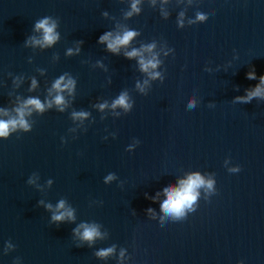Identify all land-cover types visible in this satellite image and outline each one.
Returning <instances> with one entry per match:
<instances>
[{"label": "clouds", "instance_id": "1", "mask_svg": "<svg viewBox=\"0 0 264 264\" xmlns=\"http://www.w3.org/2000/svg\"><path fill=\"white\" fill-rule=\"evenodd\" d=\"M137 2L133 3L132 5V12H139V8L137 7ZM131 15V13H129ZM196 19L198 21H203L206 19V14L204 13H198ZM182 26V21L180 22ZM56 22L52 21L50 23L49 18H44L38 21L35 25L36 30H42L43 32V39L35 41L36 44H41L42 46L46 45H52L56 40L58 39V34L56 33ZM136 33L134 31H125L123 35H117L114 38L112 37L111 33H106L103 36L100 37V43H106L108 50L112 51L113 53H117L121 46H126L129 44V42L134 38ZM153 46H148L147 50L151 51V48ZM126 55L131 57H140V66L141 70L144 72H148L149 69H155L158 66L159 61L153 57L152 59H147L143 57L141 52L137 50H133L129 53H126ZM159 73H153V77L155 78L158 76ZM247 79H255L256 75L254 71H251L246 74ZM260 82L261 84H264V75L260 76ZM73 81L69 79L67 83L64 82V77L61 76L60 79H58L55 84L53 85V88L57 90V92H61L64 89L71 90L73 87ZM33 86H35V81H33ZM253 97H261L264 98V89H262L259 85H257L254 89L248 91L247 95L244 97H237L238 100L242 102H249ZM54 102L56 105H63L64 99L61 95H56ZM51 107V102L48 105ZM101 109L105 107V105H99ZM113 108L116 107H123L126 111L131 109L132 105L128 102V96L127 94H121L118 99H116L112 105ZM189 108L194 107V102H189L188 105ZM31 109H35L39 112H43L45 109V105L41 103L39 99H28L25 102V105L17 108L15 111L17 113L16 118H11L7 120L0 119V137L2 138H8L11 132L16 131L17 129H22L23 131L27 132L30 130L31 126L25 119L26 110L30 114ZM63 111V108L60 109ZM88 114L85 112H78L73 113L74 118H86ZM239 168L230 169L232 172H238ZM113 179V176L109 175L107 177V180ZM200 187H206L209 190H213L214 188V181L209 179L205 180L199 173L190 175L186 180H183L180 182L179 188H167L165 189L166 192V199L163 201L161 208L163 212L168 215L174 217L176 220H180L185 215V209L195 211L193 208V204L197 200V197L199 193L197 192V189ZM58 209L64 208V202L61 201L58 204ZM149 212L152 211V209H148ZM65 217L72 218V211L67 210L65 212H60L57 215H53L54 221H63ZM83 227V232L80 234V238L83 241H87L89 244L94 242L97 238L101 237V233L98 230L97 225H81ZM11 247V245H9ZM115 251V247L112 248L100 250L96 253L97 256L104 258L107 257ZM124 250H121V258H123ZM240 264H243V261L240 262Z\"/></svg>", "mask_w": 264, "mask_h": 264}, {"label": "water", "instance_id": "2", "mask_svg": "<svg viewBox=\"0 0 264 264\" xmlns=\"http://www.w3.org/2000/svg\"><path fill=\"white\" fill-rule=\"evenodd\" d=\"M11 245V247L9 246ZM0 264H23L0 193Z\"/></svg>", "mask_w": 264, "mask_h": 264}]
</instances>
